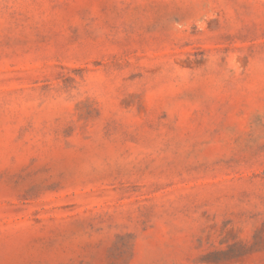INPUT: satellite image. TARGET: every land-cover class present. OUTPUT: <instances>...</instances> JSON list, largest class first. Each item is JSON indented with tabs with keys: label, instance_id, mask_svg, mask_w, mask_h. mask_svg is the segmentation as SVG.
<instances>
[{
	"label": "rangeland",
	"instance_id": "rangeland-1",
	"mask_svg": "<svg viewBox=\"0 0 264 264\" xmlns=\"http://www.w3.org/2000/svg\"><path fill=\"white\" fill-rule=\"evenodd\" d=\"M0 264H264V0H0Z\"/></svg>",
	"mask_w": 264,
	"mask_h": 264
}]
</instances>
